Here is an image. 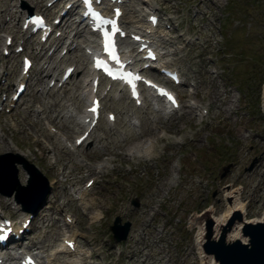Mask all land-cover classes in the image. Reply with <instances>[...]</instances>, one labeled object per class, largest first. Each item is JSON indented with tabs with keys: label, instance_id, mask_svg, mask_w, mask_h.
<instances>
[{
	"label": "rangeland",
	"instance_id": "rangeland-1",
	"mask_svg": "<svg viewBox=\"0 0 264 264\" xmlns=\"http://www.w3.org/2000/svg\"><path fill=\"white\" fill-rule=\"evenodd\" d=\"M24 1L29 3L27 0H0V68L5 70L6 63L10 72L14 68L20 71L22 54L17 59L4 57L1 48L6 35H11L17 42L21 41L16 28L21 30V18L27 11ZM213 2L217 4L203 0L158 2L161 12H164L163 17L167 20L173 17V22H166L171 27H176L167 32L172 39L163 45L165 50L173 52L170 56L171 66L178 68L183 75L184 84L175 86V89L184 108L177 112L174 120L165 118L160 124L152 123L148 131H143L139 125L140 118L146 112L143 105L138 106L133 100L121 97L122 93L118 94L116 86L104 84L102 90L106 95L105 110L94 135L103 136L108 133L109 145L106 150L100 151L92 150L90 144L79 148V158L85 159L82 164L77 160L68 162V157L58 150L56 155L43 152L35 141V135L31 137L28 132L19 131L16 126L17 121L25 124L24 119H29L27 115H32L31 111L24 110L26 105L38 108L43 100L52 101L55 98L48 94V90H57L52 82V88L48 87L51 79L35 85L39 61L32 57L31 49H25L23 54L31 56L35 63L32 75L35 86L27 91L20 108L8 114L4 110L0 111V126L5 127L7 143L13 148V151L4 150L0 154L19 153L18 150L27 153L28 158L25 159L35 164L50 183L58 180L57 183L64 184L66 181L61 172L64 166L67 167L71 179L66 183V191L73 195V199L77 196L75 190L78 187L85 188L87 181L94 177L96 182L87 199H97L101 208L96 207L89 217H85L78 206H75L78 202H72L62 210L59 204L66 205V198L56 202L52 189L51 194L40 204L41 207L35 211L45 212L44 222L39 220L33 229L31 227L24 244H30L33 239L40 241L45 248L44 256H48L62 246L67 234L75 232L82 251L92 246L96 249V255L92 254V260L85 259L84 264H122L121 253L132 244L134 249L144 244L146 250L137 262L129 260L128 264H144L146 256L149 257L145 264H203L196 246L197 239L203 232L201 216L207 211L215 216L226 211L233 200L226 197L224 191H237L238 202L244 205V219L264 218L263 86L259 87L261 82L258 80L261 74L264 76V0ZM33 7L41 9L42 4ZM143 9H146L144 5ZM15 11L12 18L11 14ZM127 15L126 21L136 19L132 10ZM25 33H22V38L26 36ZM83 34L87 38L82 40L85 48L89 40L95 38L88 29ZM14 47L15 44L13 49ZM47 52L48 50L46 54ZM80 54L81 52L73 53L75 57L67 61L75 65V70ZM67 63L62 62L60 73ZM60 73L56 72V78H60ZM147 73L156 77L154 72ZM86 77L85 72L74 71L71 82ZM6 79L7 82L1 78L0 90L7 91L10 95L17 81L8 77ZM240 80H245V85L251 84L252 88H238ZM216 81L225 98L221 105L227 108L228 113H218V108L210 104L207 92L213 89L210 87ZM45 84L47 87L44 91ZM191 84L197 86L193 88ZM3 99L4 95L0 94V110ZM190 104L205 106L207 112L204 111L203 117H200L201 108L198 107L192 112L195 113L192 118L191 110L185 108ZM131 111L136 112V115L130 117ZM108 112L116 115V121L111 122V125L106 124ZM130 118L138 126H128L127 120ZM108 126L110 128L106 131ZM130 127L139 139L132 140L122 149L115 141L119 135L129 132ZM43 128L46 135L53 133L47 122H44ZM63 130L66 132L65 136L71 138V142L78 134L66 128ZM150 130L155 132L151 135ZM198 133H201V138L195 140ZM157 139L159 141L155 147H150L149 154L125 156V149L136 143L141 141L149 144L152 141L154 144ZM43 141L49 145L44 138ZM103 162H107L108 167L100 174L94 173L92 166ZM228 165L229 169L222 177L224 168ZM16 168L19 182L27 185V172L19 164ZM20 171L26 174L25 181H21ZM169 177L173 180L170 193L167 189L159 188V182ZM0 198L11 199L9 207L0 206V217L14 215L19 218L16 191L11 197L0 194ZM134 199L138 200L139 206L134 205ZM119 203L122 207L117 209ZM96 213L100 214V219L92 217ZM118 216L123 222L132 223L129 237L121 243H115L110 232V226ZM67 217H78L79 221L68 226L65 224ZM131 236L134 237L132 241ZM57 257L59 262L53 264H69V260L62 254Z\"/></svg>",
	"mask_w": 264,
	"mask_h": 264
},
{
	"label": "bare ground",
	"instance_id": "bare-ground-1",
	"mask_svg": "<svg viewBox=\"0 0 264 264\" xmlns=\"http://www.w3.org/2000/svg\"><path fill=\"white\" fill-rule=\"evenodd\" d=\"M36 5H39L43 0H34ZM71 0H68V2H70ZM210 2L212 4H217V2H213V0H203V2ZM63 2V0L59 1L57 3V5L59 6L61 3ZM127 2V0L125 1V3ZM145 2L148 3V0H146ZM126 5V4H124ZM150 9H156L155 6H153L152 1H150V5H149ZM46 10H51L49 8H46ZM127 10V8L124 6V11ZM78 14V8L77 7H72L71 10L69 12H67V15L65 17V20L63 22V27L66 29H69L68 33H71L73 31V37L76 40H79L80 38L82 39V30L79 28L81 25V17L78 21H74V16ZM12 16L14 17L15 15L12 14ZM26 18V17H25ZM23 18V21L24 19ZM124 16L122 17V22H123ZM134 24L137 23V21L133 22ZM86 26V25H85ZM84 24L81 26L82 28H85ZM137 28H139V25L137 26ZM71 31V32H70ZM152 32V30H150ZM148 31V32H150ZM17 32H20L17 29ZM153 35V34H150ZM66 38V36H62L58 38V42H57V47L54 49L53 52V56L52 57H47L46 55L44 56V51H45V47L42 46L40 51L37 53V58L39 60V62H44L45 64L42 66V63H40V66H38V74H40V77L38 78V80L40 82H44V80L46 79L47 76L52 75L53 77H55L56 72H59V66L58 64L61 63L62 61H68L69 59L75 57L72 53V55L67 56V54L65 56H61V60H55V56L57 55L58 51L60 49H62L66 44L67 41H64V39ZM6 39L7 37L4 38V44H3V49L5 48V43H6ZM74 40H72L70 43L67 44V52L69 53V50H72L70 48V44H72ZM40 42V41H39ZM79 41H78V45H79ZM124 44V41H123ZM40 45H42L40 43ZM155 48L158 52V54L160 55V61L163 62L164 64H166L168 66V64L170 63L171 59L170 56L173 54L170 50H166V51H162V48L158 47L157 43H154ZM95 46H88L89 49H94ZM139 47V45L136 47V51L137 48ZM124 51H130V54L133 53V50H131V48L129 46H125L124 47ZM77 49H81L80 46L74 48L73 50H77ZM14 59H16V55L12 56ZM53 61L54 64H53ZM78 61V66H76V71H86V73H89V66H88V61H87V55L84 53L82 56L79 57ZM49 62H52L51 65H49ZM45 65H47L45 67ZM73 65V64H70ZM22 69V68H21ZM151 71H156L154 69H150ZM62 74V73H61ZM0 75H1V71H0ZM11 76H13L14 78H18L19 82L22 80L21 79V71L18 73L17 72V68H14V71L12 72ZM53 79V78H52ZM59 81V80H58ZM18 82V83H19ZM17 83V84H18ZM83 83H86V79L83 80ZM89 82L86 83V85L82 87V85L80 84L79 80H75L73 81V83L68 87L66 86H62L61 89L59 90V92L55 93V92H51L50 96H55V98L52 99V101L50 100H43L44 102L41 104L40 103V107L38 108H34V107H30L29 105H27L24 110H28V112L31 111V114H28L27 116L29 117L28 120L24 119L25 124L23 123H19V121H17L16 126L18 127L19 131L22 132H28V134L33 131L35 134V138H36V143L37 145H40V148L43 152H47V153H51L55 150H58V152H62V154H65L68 158H69V162H72L75 160V158H77V162L78 163H83L85 161L84 158L82 159H78V155H80L79 151H78V147L75 144L76 139L81 136L84 131L87 129L88 125H84V119L85 117L82 116V113H84L86 111V108L88 106H90L89 104L86 105L85 110L82 112L81 107L82 104H85V102L89 99V94H90V87H89ZM32 86V85H31ZM213 88V89H210ZM207 92V96L210 100V104L214 105V107L218 108V113H228V110L226 107H223L221 104L222 102L225 100V98H223V93H221L219 87H218V83L217 81L215 82V84L210 87ZM82 90V92H81ZM63 93V96H61V94ZM58 95V96H56ZM36 98H39V96H36ZM11 102H13L11 100ZM231 102V101H230ZM143 105L144 108L146 109L145 112V116L141 117V124L140 127L143 131H148L149 130V125L154 123V124H160L162 122V120L165 119V117H168L169 119L174 120L175 116L177 115V111L176 110H171V111H167L164 107V105L162 104V102L160 101V99H158L155 103H153V98L151 95H147L143 98ZM200 107V112L205 108V106H201L200 104L194 105V104H190V105H186L185 108L190 109L191 111V115L193 116L192 112H195L196 108ZM32 108V109H31ZM183 107H180L179 110H181ZM31 109V110H29ZM198 114V113H197ZM136 113L133 112L132 115H130V117L135 116ZM200 117H203L202 112L199 114ZM31 117H34L35 119H32L34 123L31 122ZM48 119L49 122H51L53 125L57 126L58 128H66L70 131L75 132L78 131V129H82V132L75 137L74 142L72 145L68 146V140L65 139V137L63 135H60L58 133H56L55 135L49 134L46 135L44 128H43V120ZM194 118V116L192 117ZM127 124L128 126H131L132 128L136 127V124L134 122H132V118L127 120ZM1 127V126H0ZM85 127V128H84ZM130 127V131L126 132L123 135H119L117 140L115 142L118 143V146L121 147L122 149L127 147L128 144L135 139H139V137L136 136V134L132 131ZM175 129V128H174ZM176 130V129H175ZM154 130H150L151 135L154 133ZM108 133L104 134L103 136H98V137H94V135L90 134L87 139L85 140V144L92 142L93 149L96 150H106L108 145H109V137H108ZM42 137L46 138L47 141L50 143V145H45L43 143ZM201 138V133H198L197 135H195L194 139L195 140H199ZM161 140V138H159ZM159 140L157 139L155 141V143L153 144V142L151 141L149 144L148 142H138L136 143L134 146L129 147L128 149H125V156H143V155H147L150 152V147L154 145H156V143ZM99 145V146H98ZM4 150H9V151H13V148L11 147V145L9 143H7L6 140V129L5 127H1L0 128V151H4ZM20 152V154L25 157L28 158V154L22 152L21 150H18ZM129 152V153H128ZM44 157V156H42ZM107 162H103L101 164H97L92 166V171L96 174H100L101 171H103V169L107 168ZM64 177H65V183L61 184V183H57V186L55 187V201L59 203V201H62L66 198L67 204L65 205L63 204H59L61 209L64 210L66 209V207H68L69 204H71L72 202H76L73 199V195L71 193H69L66 187V183L69 181V178L71 179V175L69 173V171L67 170V167H63V173ZM20 179L21 181H25L26 179V174L23 171H20ZM173 187V180L171 177L166 178L165 180H162L161 182H159V188L160 189H167L168 193H170V190ZM78 196H77V200L79 201V205L80 207L83 209L86 217H89L91 214L94 213V211L96 210V207H100L101 208V204L97 201V199H92L90 201H86V195L88 193L87 189H84L83 187H78ZM224 194L226 197L231 198L233 201L230 205L227 206L226 211L223 212L222 214H220L219 216H215V215H211L212 219L214 221V230L216 233H218L220 231V228L222 227L223 224L226 223L229 215L231 212L234 211H240L242 214L244 213V205L238 202L237 199V191L236 190H232L229 192L224 191ZM0 204H5V201L3 199L0 198ZM55 204V203H54ZM122 207V204H118L117 209H120ZM212 210V209H211ZM44 214L41 213L39 215V213L36 215V217H34V223L38 224L39 220H41V222H44V218H42ZM28 216L24 215L19 224H21L25 218ZM94 219H100L101 216L99 213L94 214V216H92ZM258 221V220H257ZM261 221V220H260ZM241 224L235 225L234 228L232 229L229 238L230 239H236V238H240L241 235ZM160 232H158L159 234ZM201 235L202 232L200 233L199 238L197 239L196 242V246H197V250L198 253L203 261V264H216L213 260V258L208 257L207 260H204L202 257V252H201ZM26 235H24L25 237ZM132 237V236H131ZM134 237L131 238V241L133 240ZM69 240H74L72 237L67 238ZM135 241V240H134ZM28 248V246H27ZM16 252L11 253V252H6L5 254H3L2 256H0L4 262L7 261H11L14 262V260L17 257V253L18 250L17 248ZM145 250H146V246L144 244H141L139 247L134 249V245H129L127 247V249H125V251H123L121 253L122 255V264H128L129 260L133 261L135 260V262H137V259L140 258L141 256H143L145 254ZM58 251H62V253H64L69 259V264H81V260L84 259V257H90L92 254V251H94V249H90L88 251H86V253H83L80 248L78 247V245H75V249L72 251L70 248H68V246L66 244H64L61 248V250ZM96 252V251H95ZM37 257L42 260V262L44 264H51V260L50 258H46L44 257L42 254L38 253ZM149 256H146V259L144 260L145 263L147 261V258ZM144 263V264H145ZM15 264V263H13Z\"/></svg>",
	"mask_w": 264,
	"mask_h": 264
},
{
	"label": "water",
	"instance_id": "water-1",
	"mask_svg": "<svg viewBox=\"0 0 264 264\" xmlns=\"http://www.w3.org/2000/svg\"><path fill=\"white\" fill-rule=\"evenodd\" d=\"M11 156L0 157V192L11 195L18 190V201L26 210L32 198L39 202L48 192L47 185L43 182L33 166H27L31 180L27 189L20 188L17 182L15 160ZM227 171V169H226ZM138 205L137 202H135ZM203 220V233L201 235V252L204 260L213 258L216 264H264V218L261 221H245L240 211L231 212L225 224L218 233L214 230V221L209 211L201 216ZM117 218L111 228L116 241L126 239L130 230V223L120 225ZM241 224L240 238L230 239L229 235L235 225Z\"/></svg>",
	"mask_w": 264,
	"mask_h": 264
},
{
	"label": "snow or ice",
	"instance_id": "snow-or-ice-1",
	"mask_svg": "<svg viewBox=\"0 0 264 264\" xmlns=\"http://www.w3.org/2000/svg\"><path fill=\"white\" fill-rule=\"evenodd\" d=\"M105 36H106V44H107L108 48H112V47H114V44L112 43L111 38L108 37V34H107V33H105ZM115 58H116V57L113 56V59H115ZM100 63H101V62L98 61V66L100 65ZM161 91L164 92V90H161ZM165 94H167V95L169 96V98L173 100V103H175V100H174V98L171 96L170 93H165Z\"/></svg>",
	"mask_w": 264,
	"mask_h": 264
},
{
	"label": "trees",
	"instance_id": "trees-1",
	"mask_svg": "<svg viewBox=\"0 0 264 264\" xmlns=\"http://www.w3.org/2000/svg\"><path fill=\"white\" fill-rule=\"evenodd\" d=\"M244 85H245L244 81L239 82V86H244Z\"/></svg>",
	"mask_w": 264,
	"mask_h": 264
}]
</instances>
